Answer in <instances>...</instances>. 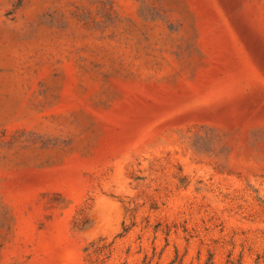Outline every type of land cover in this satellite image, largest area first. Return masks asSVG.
I'll list each match as a JSON object with an SVG mask.
<instances>
[{
    "label": "rangeland",
    "instance_id": "1",
    "mask_svg": "<svg viewBox=\"0 0 264 264\" xmlns=\"http://www.w3.org/2000/svg\"><path fill=\"white\" fill-rule=\"evenodd\" d=\"M0 264H264V0H0Z\"/></svg>",
    "mask_w": 264,
    "mask_h": 264
}]
</instances>
